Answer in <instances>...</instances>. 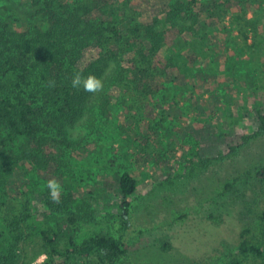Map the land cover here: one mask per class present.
Listing matches in <instances>:
<instances>
[{
    "label": "trees",
    "instance_id": "obj_1",
    "mask_svg": "<svg viewBox=\"0 0 264 264\" xmlns=\"http://www.w3.org/2000/svg\"><path fill=\"white\" fill-rule=\"evenodd\" d=\"M236 52L246 57V68L236 62ZM106 62L114 68L97 106L103 112L124 106L126 120L139 121L140 109L159 107L167 94L183 98L189 89L182 114H196L193 122L202 130L187 131L197 148L188 162H207L196 134L208 128L222 104L230 110L231 102L223 100L227 93L241 91L244 100L249 91L264 94V0H169L162 6L150 0H0V264H117L124 256L120 238L97 233L78 242L76 232L100 194L118 199L127 226L138 184L132 172L100 179L82 198L66 182H74L71 161L96 152L103 137L102 131L91 141L71 135L81 101L72 78L93 75ZM196 86L204 89L193 97ZM255 119L252 134H244L246 125L232 115L220 121L227 129L221 124L217 135L230 154L264 136V110ZM152 121L146 120V130L157 139L160 128L171 136L164 120ZM138 140L137 160L167 163L165 152L173 144L152 153L154 139ZM52 180L60 186L56 199ZM258 216L260 237L243 225L229 264H264V197Z\"/></svg>",
    "mask_w": 264,
    "mask_h": 264
},
{
    "label": "rangeland",
    "instance_id": "obj_2",
    "mask_svg": "<svg viewBox=\"0 0 264 264\" xmlns=\"http://www.w3.org/2000/svg\"><path fill=\"white\" fill-rule=\"evenodd\" d=\"M167 2L169 0H150L156 6ZM236 54L239 56L238 52ZM245 58L239 56L236 59L242 68L248 65ZM100 65L92 76L104 86L114 63ZM81 86V101L71 120L70 133L73 137L83 136L91 141L98 131H102L103 137L96 152L71 161L68 171L74 182L70 179L66 182L80 192L78 198L84 196V191L93 190L100 179L124 171L132 172L138 184L130 197L126 227L118 214V199L109 194L96 195V200L91 201L85 211L92 216L79 222L78 242L97 233L120 238L126 252L117 264H229L238 250L243 225L251 228L254 237H260L262 227L258 214L264 197V136L252 138L237 153L230 154L217 135L216 127L222 124L227 129L226 123L222 122L226 121L227 115H232L246 125L248 131L244 134H252L258 125L255 118L264 110L263 93L255 97L249 91L244 100L241 91L228 92L223 100L231 102L230 110L224 111L225 104H222L219 112L215 110L208 128L196 134L201 151L210 160L189 163L197 148L187 137V131L191 127L202 130L201 123L193 122L196 114L186 117L182 114L186 111L184 104L190 100L189 89L183 98L167 94L168 97L160 99L159 107L153 103L146 110L140 109L139 121H136L125 119L127 109L124 106L103 112L97 106L102 89L89 92ZM203 89L196 86L193 97ZM206 113L211 115L213 106L206 109ZM153 118L164 120L163 125L172 131L171 136L164 135L162 128L158 139L152 131H147L146 120L153 125ZM140 135L154 139L152 153L164 145L168 150L173 144V148L165 152V165L157 167L145 157V160H137L136 152L141 149ZM126 150L133 154L131 158L126 156ZM227 183H232L230 189H226ZM37 202L38 194L35 205L40 204ZM43 259L44 256H40L38 261Z\"/></svg>",
    "mask_w": 264,
    "mask_h": 264
},
{
    "label": "clouds",
    "instance_id": "obj_3",
    "mask_svg": "<svg viewBox=\"0 0 264 264\" xmlns=\"http://www.w3.org/2000/svg\"><path fill=\"white\" fill-rule=\"evenodd\" d=\"M81 84L83 85L84 90L89 92H97L103 87L101 81L95 76L89 75L87 77H83L80 73H76L72 78V87L79 88ZM48 185L52 190L51 195L53 199H56L60 191L59 184L55 180H52L48 182Z\"/></svg>",
    "mask_w": 264,
    "mask_h": 264
}]
</instances>
